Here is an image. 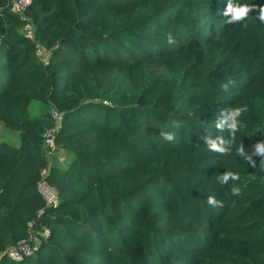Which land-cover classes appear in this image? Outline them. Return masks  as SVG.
<instances>
[{"label": "trees", "instance_id": "obj_1", "mask_svg": "<svg viewBox=\"0 0 264 264\" xmlns=\"http://www.w3.org/2000/svg\"><path fill=\"white\" fill-rule=\"evenodd\" d=\"M232 2L255 7L231 23L229 0H31L21 18L0 0V133L17 140L0 142V264H264V0ZM53 110L69 161L45 209ZM31 223L49 237L13 262Z\"/></svg>", "mask_w": 264, "mask_h": 264}, {"label": "built area", "instance_id": "obj_2", "mask_svg": "<svg viewBox=\"0 0 264 264\" xmlns=\"http://www.w3.org/2000/svg\"><path fill=\"white\" fill-rule=\"evenodd\" d=\"M30 2L31 0H11V3L9 5L10 12L16 16L23 18L30 5ZM22 33L27 39L33 41L34 29L30 23H27L22 28ZM35 52L40 59H43V62H45V64L48 63V58L46 56H43V52L38 46L36 47ZM52 117L56 121V126L53 129L46 130L44 134V151L48 164L40 172V180L36 186L37 192L45 204V209H55L59 205L56 190L52 188L46 181V177L49 175V169L52 165V158L56 152L54 138L61 124V115L54 110L52 111ZM43 214L44 209L39 210L36 216L37 218H40L43 216ZM28 226L30 233L29 238L19 242L4 253V256H6L13 262H19L23 258L34 255L40 246V238L47 239L49 237V231L46 227L41 226L38 230H33L32 223ZM35 231H37V233H34Z\"/></svg>", "mask_w": 264, "mask_h": 264}, {"label": "clouds", "instance_id": "obj_3", "mask_svg": "<svg viewBox=\"0 0 264 264\" xmlns=\"http://www.w3.org/2000/svg\"><path fill=\"white\" fill-rule=\"evenodd\" d=\"M255 5L253 4H238L235 3V6H233L232 0H229L228 6L226 8V11L224 15L229 17V22L231 23H236V22H242L245 21L246 18L248 17L250 11L254 9ZM259 21L264 22V6H261L259 8V16H258ZM246 27V24L244 25ZM169 42L171 43V39H169ZM107 103V101H106ZM246 109L243 108H235L231 111L230 116L228 119L231 121L230 124H228V127L235 132L238 126V120L237 117L241 115L243 111ZM225 126V122L221 121L216 125L218 128H223ZM163 139L167 141H171L173 139V135L170 133H163ZM209 147L212 151L219 152V153H226V149L223 146V142H221L219 145L212 141H208ZM256 151L258 153H264V145H259L257 146ZM231 177L233 180H238L239 176L234 175L232 173H226L221 179L223 182H227L228 179ZM207 203L210 206H215L217 204V201H215L213 198H209Z\"/></svg>", "mask_w": 264, "mask_h": 264}, {"label": "rangeland", "instance_id": "obj_4", "mask_svg": "<svg viewBox=\"0 0 264 264\" xmlns=\"http://www.w3.org/2000/svg\"><path fill=\"white\" fill-rule=\"evenodd\" d=\"M8 9L10 11V7ZM33 114H34V111H33ZM6 140H10V141H12L14 143L17 142L16 135L13 132L1 131V133H0V142L6 141ZM57 161L59 163H63L65 165V163L69 161V158L67 159V157L65 155H63L60 151H58V152H55L51 163L53 164V163H55ZM34 233H37V231H35Z\"/></svg>", "mask_w": 264, "mask_h": 264}]
</instances>
